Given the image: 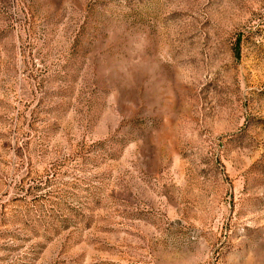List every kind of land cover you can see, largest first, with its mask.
Listing matches in <instances>:
<instances>
[{
    "label": "rangeland",
    "instance_id": "obj_1",
    "mask_svg": "<svg viewBox=\"0 0 264 264\" xmlns=\"http://www.w3.org/2000/svg\"><path fill=\"white\" fill-rule=\"evenodd\" d=\"M0 264H264V0H0Z\"/></svg>",
    "mask_w": 264,
    "mask_h": 264
}]
</instances>
